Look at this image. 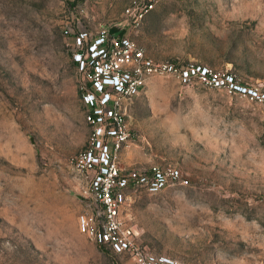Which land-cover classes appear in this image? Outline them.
Masks as SVG:
<instances>
[{
  "label": "rangeland",
  "instance_id": "obj_1",
  "mask_svg": "<svg viewBox=\"0 0 264 264\" xmlns=\"http://www.w3.org/2000/svg\"><path fill=\"white\" fill-rule=\"evenodd\" d=\"M129 1L0 0V264H133L79 229L86 181L71 161L89 132L73 36L124 19ZM129 32L156 60L264 92V0H156ZM230 87L153 74L135 97L122 165L174 164L187 179L128 198L145 250L264 264V98Z\"/></svg>",
  "mask_w": 264,
  "mask_h": 264
},
{
  "label": "built area",
  "instance_id": "obj_2",
  "mask_svg": "<svg viewBox=\"0 0 264 264\" xmlns=\"http://www.w3.org/2000/svg\"><path fill=\"white\" fill-rule=\"evenodd\" d=\"M156 0H130L123 8L122 29L115 33L102 24L94 30L79 29L73 36L71 59L74 81L89 126L84 145L71 157L86 181L81 195L85 207L78 214L79 229L98 245L133 258V264H183L165 253L142 248L137 230L124 216L128 198L135 191L156 192L187 183L174 164H152L147 169L126 167L121 152L130 138L129 112L135 97L153 74L173 73L181 79L193 74L210 84H230V90L264 98L254 88L233 82V76L212 72L204 65H175L156 60L130 35ZM212 73V74H211ZM117 264V263H113Z\"/></svg>",
  "mask_w": 264,
  "mask_h": 264
},
{
  "label": "water",
  "instance_id": "obj_3",
  "mask_svg": "<svg viewBox=\"0 0 264 264\" xmlns=\"http://www.w3.org/2000/svg\"><path fill=\"white\" fill-rule=\"evenodd\" d=\"M122 27H123L122 22L121 21H117V22H115V23H113V24H111L109 26V31L111 33H115L117 31H119L120 29H122Z\"/></svg>",
  "mask_w": 264,
  "mask_h": 264
}]
</instances>
